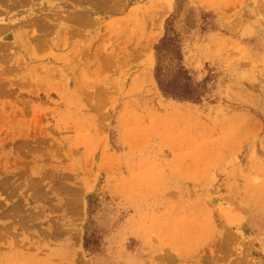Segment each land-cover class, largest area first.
Masks as SVG:
<instances>
[{
    "label": "rangeland",
    "instance_id": "374dc122",
    "mask_svg": "<svg viewBox=\"0 0 264 264\" xmlns=\"http://www.w3.org/2000/svg\"><path fill=\"white\" fill-rule=\"evenodd\" d=\"M3 206L22 264H264V0H0Z\"/></svg>",
    "mask_w": 264,
    "mask_h": 264
},
{
    "label": "crops",
    "instance_id": "0c3cea01",
    "mask_svg": "<svg viewBox=\"0 0 264 264\" xmlns=\"http://www.w3.org/2000/svg\"><path fill=\"white\" fill-rule=\"evenodd\" d=\"M0 213V233L6 229L10 230L12 221V210L8 206H3ZM31 240H12L11 236H3L0 239V264H22L27 255Z\"/></svg>",
    "mask_w": 264,
    "mask_h": 264
},
{
    "label": "trees",
    "instance_id": "16d2710c",
    "mask_svg": "<svg viewBox=\"0 0 264 264\" xmlns=\"http://www.w3.org/2000/svg\"><path fill=\"white\" fill-rule=\"evenodd\" d=\"M169 39V37H166V39H164V41L165 40H168ZM161 68H160V64L158 63V66L156 67V76H157V78H158V81H159V85H160V87H161V89L164 91V92H167L168 93V89H167V87H166V85H165V83H164V80L161 78Z\"/></svg>",
    "mask_w": 264,
    "mask_h": 264
},
{
    "label": "bare ground",
    "instance_id": "6f19581e",
    "mask_svg": "<svg viewBox=\"0 0 264 264\" xmlns=\"http://www.w3.org/2000/svg\"><path fill=\"white\" fill-rule=\"evenodd\" d=\"M40 18H41V17H40ZM77 18H78V17H77ZM80 19H81V18H80ZM80 19H79V20H80ZM82 19H83V18H82ZM82 19H81L80 21L83 23V20H82ZM85 19L87 20L88 18H85ZM30 20H31V19H30ZM30 20H29V21H30ZM79 20H78V22H80ZM29 21H27V22L29 23ZM31 21H32V20H31ZM87 21H89V20H87ZM33 22H34V21H33ZM47 22H48V21H47ZM89 22H90V21H89ZM28 23H27V25H28ZM36 23H37V22H36ZM38 23H39V22H38ZM85 23H86V22H85ZM85 23H84V24H85ZM87 23H88V22H87ZM10 24H11V23H10ZM16 24H17V23H16ZM16 24H15V25H16ZM29 24H30V23H29ZM31 24H32V23H31ZM31 24H30V25H31ZM41 24H42V23H41ZM78 24H79V23H78ZM80 24H81V23H80ZM80 24H79V25H80ZM84 24H82V25H84ZM88 24H89V23H88ZM8 25H9V24H8ZM8 25H6V26H8ZM15 25H14V26H15ZM19 25H20V23H19ZM42 25H43V24H42ZM45 25H46V23H45ZM50 25H51V23H50ZM82 25H81V26H82ZM40 26H41V25H40ZM43 26H44V25H43ZM51 26H53V27H51ZM51 26H49V24H48V27H49V28H50V27H51V28H54V26H56V25L54 24V25H51ZM16 27H17V26H16ZM48 27H47V28H48ZM10 28L13 29V25H12V27L9 26V29H10ZM43 28H44V27H43ZM51 28H50V29H51ZM14 29H15V28H14ZM45 30L47 31L46 28H45ZM48 30H49V29H48ZM74 30H75V29H74ZM71 31H73V29H72V30L70 29L69 32H71ZM32 32H34V30H33ZM35 32H36V29H35ZM66 32H67V31H66ZM65 35H66V34H65ZM30 39H31V38H30ZM37 39H39V37H38ZM26 41H27V40H26ZM26 41H25V42H26ZM32 41H33V40H32ZM56 41H57V40H56ZM27 42H28V41H27ZM30 44H31V43H30Z\"/></svg>",
    "mask_w": 264,
    "mask_h": 264
}]
</instances>
